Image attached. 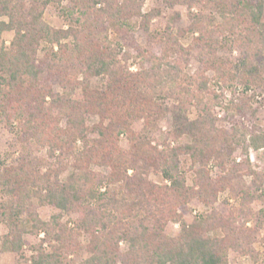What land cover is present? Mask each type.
Segmentation results:
<instances>
[{
  "label": "trees",
  "instance_id": "1",
  "mask_svg": "<svg viewBox=\"0 0 264 264\" xmlns=\"http://www.w3.org/2000/svg\"><path fill=\"white\" fill-rule=\"evenodd\" d=\"M142 1L124 0L116 7L114 0H72L61 8L73 23L56 29L42 19L54 0H29V5L26 0H0V19H5L0 32L14 33L10 45L0 47V118L14 131L21 152L16 166L0 169V192L6 197L0 219L7 228L0 235L1 248L18 253L24 233L43 232V242L54 240L58 245H51L50 253L38 247L31 261L21 264H229V250L248 257L250 264H264L248 229L227 224L231 216L226 218L217 208L191 224L184 221L191 199L212 206L225 187L208 178L204 165L194 171V185L188 187L180 169V158L186 154L194 164L218 159L221 138L245 153L264 149V130L259 127H215L212 110L221 104L222 93L210 90L202 69L186 78L194 56L202 67L211 63L219 80L254 77L259 82L256 91L264 92V0H186L189 9L214 7L220 23L190 14V31L198 37L189 47L175 39L169 49L149 53L133 73L120 65L118 50L108 42V27L98 17L109 22L140 17V27L148 32L150 19L140 11ZM101 2L104 7L96 10ZM42 42L51 45L45 60L38 57ZM234 46L239 52L236 74L231 72L234 66L216 56L218 49ZM94 78L100 82L91 83ZM54 83L61 92L53 91ZM77 87L80 100L73 98ZM152 96L174 97L173 137L185 136L191 145L158 149L151 147L146 125L140 133L131 129L134 119L150 115ZM190 107L197 112L195 119L186 115ZM94 117L98 121L92 123ZM122 135L128 150L120 146ZM43 149L46 158L34 155ZM94 165L109 172L94 171ZM68 166L73 171L62 176ZM147 169L163 182L142 176ZM33 201L76 214L74 230L60 222V212L41 220ZM22 214L24 221L19 219ZM168 223L179 225L177 234L165 233ZM76 232L89 239L88 257L81 263L69 258L80 247Z\"/></svg>",
  "mask_w": 264,
  "mask_h": 264
},
{
  "label": "rangeland",
  "instance_id": "2",
  "mask_svg": "<svg viewBox=\"0 0 264 264\" xmlns=\"http://www.w3.org/2000/svg\"><path fill=\"white\" fill-rule=\"evenodd\" d=\"M56 1L54 0V3H50L45 8L42 19L50 27L67 29L73 21L64 12L62 13L61 7L67 6L72 0H60V5ZM185 1L180 0V2L171 5L166 0H143L140 11L143 15L149 16L148 19L150 20L148 23L146 22L149 28L148 32L140 27L142 23L140 17L109 22L110 20H106V17L99 16L98 19L105 21L108 27L110 47H115L118 50L117 55L120 65L126 66L130 72H137L143 58L147 57L149 53L159 54L164 47V49H169L168 47H172L171 43L175 42V39L177 44L187 49L191 42L198 37L197 33L190 31L192 25L190 14H201L205 20H212L215 24L220 23L221 18L214 7L209 6L201 9L194 6L189 9ZM123 3L124 0H114V6L116 7L122 6ZM26 4L29 5V0H26ZM103 7L104 2H101L97 4L95 9L100 10ZM1 20L5 19L1 18ZM13 35V32L1 31L0 47H8ZM67 42L71 43V38ZM49 47L51 45L48 43L42 42L40 44L38 49L40 60H45ZM197 51L196 49L194 52L196 55ZM216 56L223 59L225 64L234 66L231 72L237 73L235 72V66L239 52L235 46L231 50L228 48L218 49ZM201 69L210 80V90L222 93L221 104L214 106L212 110L216 128L230 131L234 125H237L244 130H250L252 126L264 130V92L256 91L258 80L250 76H237L223 82L217 78L211 63L202 67L194 56L191 57L186 68V78L193 77L194 73ZM99 82L100 80L96 78L91 80L93 84ZM52 89L54 92H61V88L57 83L53 84ZM73 98L82 99L80 87L74 90ZM151 100L154 104L149 109L150 115H145L146 118L134 119L131 123V129L140 133L144 131L146 125L145 128L147 127L150 130L148 134L150 145L151 147L156 146L158 149H162L166 144H170V146H176L180 143L191 145L192 141L185 136L177 140L173 137L172 111L177 104L174 97L152 96ZM225 107H231V113H227ZM235 107L241 109L243 114L236 113ZM186 115L189 119H195L197 112L193 107H190L186 111ZM91 121L92 123L97 122L98 118L94 117ZM61 124H65V119L62 120ZM220 140L221 142L217 146L220 154L218 159L206 158L203 162L194 164L188 154L180 158V169L186 178L188 187H193L194 171L202 165H204L208 178L212 182L221 183L225 187L224 190L217 192L216 200L212 206L204 205L198 198L191 199L186 205L183 219L187 224H191L195 218L207 214L212 209L211 207L217 208L226 218L231 216L227 224L229 222L233 226L248 229L247 232L250 234L252 245L259 253L260 260L264 261V149L257 152L249 150L248 153H245L241 147L229 146L227 140L223 138ZM120 146L125 150L129 149L128 141L124 135L120 137ZM45 151L46 149L35 150L34 155L46 158ZM20 156L21 152L14 131L0 118V169L16 166ZM92 169L104 173L109 172V168L95 165L92 166ZM72 171V166H68L62 176H66ZM142 176H147L148 180L154 183L163 182L162 177L152 169H147V172ZM4 201H6V197L0 192V204ZM33 206L39 218L43 221H48L51 215L60 212L51 206H40L35 201H33ZM60 214L62 216L60 222L69 229L74 230L77 215L64 212H60ZM19 219L24 221L26 215H20ZM258 223H263V226L256 227ZM178 231L179 225L175 223H168L165 227V233L169 236L177 234ZM6 232L7 228L0 219V235L2 236ZM76 233L80 247L69 258L76 263H81L88 257L85 246L88 244L89 239L84 233ZM23 239L24 245L18 253L3 250L0 242V264L29 263L32 257L37 254L38 247L44 252L50 253L52 251L51 245H58L54 240L50 243L43 242L45 239L43 232L39 234L24 233ZM120 248L124 250L126 248L125 243H120ZM228 263L250 264V260L234 250H229Z\"/></svg>",
  "mask_w": 264,
  "mask_h": 264
}]
</instances>
